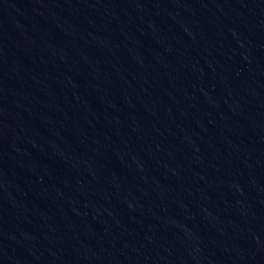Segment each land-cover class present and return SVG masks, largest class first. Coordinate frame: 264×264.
Segmentation results:
<instances>
[{"label": "water", "instance_id": "obj_1", "mask_svg": "<svg viewBox=\"0 0 264 264\" xmlns=\"http://www.w3.org/2000/svg\"><path fill=\"white\" fill-rule=\"evenodd\" d=\"M0 264H264V0H0Z\"/></svg>", "mask_w": 264, "mask_h": 264}]
</instances>
